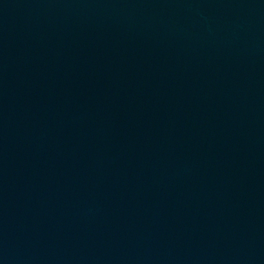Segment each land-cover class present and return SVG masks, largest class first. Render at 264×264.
Here are the masks:
<instances>
[{
    "label": "water",
    "instance_id": "95a60500",
    "mask_svg": "<svg viewBox=\"0 0 264 264\" xmlns=\"http://www.w3.org/2000/svg\"><path fill=\"white\" fill-rule=\"evenodd\" d=\"M0 264H264V0H0Z\"/></svg>",
    "mask_w": 264,
    "mask_h": 264
}]
</instances>
